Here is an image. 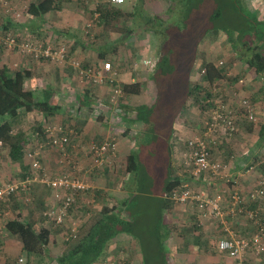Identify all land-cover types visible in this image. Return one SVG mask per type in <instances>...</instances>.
Returning <instances> with one entry per match:
<instances>
[{"label":"crops","instance_id":"crops-1","mask_svg":"<svg viewBox=\"0 0 264 264\" xmlns=\"http://www.w3.org/2000/svg\"><path fill=\"white\" fill-rule=\"evenodd\" d=\"M16 1L19 2V0ZM84 1L85 4L83 5V9L79 5V7H75L72 10V13L74 14L73 17L75 18H73V22L70 20L67 26L65 25V28L69 31V33L68 31H65L62 32L63 35H61V33H58V30H56V23L58 21L57 13L59 11L49 13L41 18L27 13L28 16L26 19L20 18L19 20L8 15L5 21L6 23L2 25V27H0V31L2 33V30H4L5 33L10 32L12 34L20 35L31 32L41 39L47 40L52 37L53 39H55L54 41L57 42H61L60 38H62V36H66L67 38H70L69 46L72 50L73 57H77L81 61L83 60L85 64L89 63L90 65H92L97 62H102L103 60L111 61L113 63V61H115V57L120 58L118 61L122 60L123 57H120L121 54H116L118 50H112L115 47L117 49H128V51L125 52V54L127 55V52L130 51V43H110L115 47L109 50H107V48L113 47H110L109 43H88V41H85L86 38L83 39V43H79L81 41V36L79 35V33L84 32L83 30L89 26V22H91L89 19L92 20L91 17L93 16V13L95 12V14H98L99 9L102 7V4H106V8H111L112 6L109 0ZM247 1V8L251 9L252 12L257 15L258 20L264 21V0ZM138 2L139 0L136 3H133L134 7ZM62 9L64 10L65 7H63ZM81 17H85V22L82 21ZM86 17H88V19ZM122 21H124V19ZM46 24H48L49 27H47ZM136 24L140 25L139 20L136 22ZM136 24L134 22V25ZM93 26L91 28H93ZM108 28L111 29V27ZM104 29H107V27ZM132 35L129 37L124 36L125 40L128 41V39L133 38ZM163 44L164 43L160 45H162V47H165L166 45ZM133 45L137 48V50H135V53H137V51L141 49V45L145 46V48L142 52H139L136 58L132 57L130 62L136 61V59H139V57L143 58L141 59L142 61L144 59L154 61L148 56V48H150L151 45L156 46L157 43H149V45H145V43H133ZM15 50L18 49H13L12 47L8 46L7 49L2 51L1 55H4L2 59L5 58V61H0V67L3 65H8L13 70L14 65H20V67L29 70L31 72V76L27 79L26 85L28 86V88L34 90L37 95L42 96L43 101H48V103L58 106V112L56 113V115H54L53 118H57V120L59 118L61 120L60 123L65 127V130L73 128L76 132L72 138V155H74L72 157V162L68 167H60L56 154L57 152L51 153L46 150L45 152H42L44 150L39 148V146L36 149L41 155V162L44 166L46 174L49 177H55L61 174L63 171H66L76 174L81 179L86 181L89 185V188L86 192L80 193V204L77 203L76 206H74L73 211L70 213V215H68L65 221V225L68 228L70 226L76 228L80 226L83 227V225H86L85 227L90 226V224L93 223L95 216L100 213L104 205L110 203L117 204L118 206H120L122 201H124L126 197L130 195V192L128 190H123L121 188V180L119 181V178H125L126 180L128 179L127 173H130V171L125 169L124 175L122 174L123 176L119 177L118 172L116 175L118 176V197L110 198V188H107L108 183L105 179L109 173V175H111V173L115 170L113 167H102L104 168V170H100L94 165L91 159V153L89 151L90 145H88V143L90 141L98 143L106 138H113V140L117 142L119 150L118 155L116 157L118 164H116L115 166L117 167L123 163H126L127 167L129 157L131 155L137 157L139 153L142 152L141 148L143 146L140 145L141 141L146 142L150 139H152L153 141L161 140L167 150L165 169L163 173L165 184L171 175L179 176L182 179L188 177L186 170L183 166H181L183 161H185V148L183 149V151H180V148L182 149L180 144L182 137L186 136L188 138L192 135H195L188 132V115L184 114L182 117L175 119V121L171 124L169 130L162 132L157 129L158 127L156 124L152 123L154 122V119L155 122L158 121V115L154 116V118L150 117L148 119L144 115V111L146 110L144 109L145 107L152 108L150 107L151 105H149L150 102L147 104H144V102H139L133 103L131 105V101L137 100V97H139V99H144L145 97L143 96V93L139 96L134 95L132 97L127 98L125 102H123V104L121 103L120 105H113L111 102H109V98L111 95L110 87L106 86V88H96L92 86L87 81H85V79H82L78 75V73L70 65V63H53L47 59L37 60L31 55L23 54L21 51L17 52ZM101 55H104L105 59H102ZM133 64L135 65L136 62H134ZM133 64L130 63V65ZM118 69L119 82H135L137 80L135 76H132L130 74L128 75V73H126L125 71L122 72V68L120 69L118 67ZM132 70L134 71L135 68ZM194 71L195 69H193V72ZM195 75L196 74H194L193 77ZM256 76L257 74L252 69L249 72V78L254 80ZM67 80H74V83L75 81H80V86H78L77 83L78 88L74 89L73 95H71L70 93L67 96L65 93L66 90L64 89V87L65 85H68L65 83ZM242 94L240 95V100L246 98L245 95ZM254 95L256 98L259 96L258 93H254ZM67 99H71L69 100L70 103H66ZM223 100L225 101V98H223ZM240 100H238V104H240ZM226 104L227 108L229 107L234 112L240 115L239 119H243V112L240 109L236 111L237 107L234 106V101L232 103V100L230 99L226 102ZM73 109H75V112H78L77 116H75L74 113V115L71 114ZM38 111L39 110H34L28 113L20 114L19 120L15 124L16 129H21L22 132L26 133L25 140L30 143L34 141L40 142L41 139H39V134H42L40 130H42V132L44 130V124L46 121L42 118L43 116H40V113ZM67 116H71L72 119L68 121ZM26 122L27 126L25 125ZM249 123L252 122L249 121ZM38 125L41 126V129ZM263 127L264 123L262 122L259 131L257 132L255 129H253V133L261 134V130L263 129ZM197 131L198 132H196V134H200L201 130ZM243 135L244 133L240 134V128L238 127V131L236 132V134H234V136L223 139L219 144L213 147L212 155L214 159H218L220 155L224 152L226 154V151L231 152L225 155V157H223L224 160H222L224 163L228 164L229 169L226 172L222 171L221 174L226 173L227 176L220 178L208 172L205 173V178H203V180H194L192 182V186L195 187L196 184L199 185L196 190L200 192L199 189H204L203 187L211 189L215 184L216 179H227L228 184L224 185H227L229 187V190L237 189L243 196L245 203L249 208H260L261 213L259 221H256V223L259 224L262 218L261 214L262 210L264 209V204L260 205L259 202L251 200L250 193L253 189H256V187L258 186V181L263 179L264 177H257L256 179L253 178V180L250 181V178L252 177L249 173H252V171L249 169L252 166L241 158L248 160L251 157H258L260 155L258 148L259 146L264 145V140L262 139L261 142L256 140L251 142V145L246 148H239L238 146L240 145L239 143L241 142ZM244 139L246 141V137ZM254 142L255 144L253 147ZM233 147H235V150L231 149ZM142 156H144V152ZM8 159L9 162L6 163L0 160V186L12 181H20V178L28 174L27 172L30 167V161L28 159L25 158L23 163L19 161H13L9 156ZM239 161H241V163H239ZM143 169H145V165H143ZM7 175H11V178L7 177ZM237 179H241L242 182L245 179H248L247 182L249 184L243 187L241 190L240 185L239 188L237 186L234 187V183H237ZM189 181L191 180H187L185 184H188L190 186L191 183ZM131 185H133V183ZM230 186L233 188H230ZM220 189L216 190L214 194H211V192L209 191H207V193L211 194V196H214L216 193L219 192ZM30 190L31 195L35 197V203H31L30 205H28L20 196L17 197V202L13 200L14 198L10 197L9 199L5 200L0 204V264H15L20 257L25 256V252L23 251L20 238L17 235L9 233L6 230L5 224L9 220L16 218V216L19 214H21V216L26 219H37V221L40 220V215H42L41 212L44 211L41 210V208L49 207L51 197L54 193V191L48 185L40 182L39 180L31 183ZM161 191L162 194H159V196L164 197V189L162 188ZM98 193L101 194V196H99L101 200L96 202V198H98ZM229 195L230 193H227V196ZM194 202L189 201L183 204L176 202L175 204H173V207L170 210H166L165 216L167 217V224L169 225L168 228L170 227L169 231H171L168 233V237L166 239V246L170 255V261L168 260L169 263L216 264L213 262L215 260V257L217 256L216 258L218 263L233 264L232 259L227 257L225 253L219 251L217 248V243L219 239L229 237L230 235L225 232L224 227L220 223V221H214L213 218L202 215L201 211L198 207L195 206ZM35 214L37 216H34ZM229 216L231 217H228V220L230 221L229 226L234 233H239V231L242 232V230H240L242 227L239 219L252 221L242 215ZM193 223L196 224L197 227L196 233L193 235L189 233L188 236H185L183 234V229ZM36 224L39 227V222H37ZM260 225H262V227L264 228L263 223H261ZM61 234L62 233H58V239L59 237L61 238ZM250 234L252 233L250 232L249 234L246 233V235H242L247 236ZM238 235L241 234L239 233ZM114 239H119L122 242H124L123 240L127 239L126 242H124V246H128V244H130V241L135 242V239H133L132 236L126 234H120ZM190 256L193 257V259H189L188 257ZM105 257H107V260H109L110 257L108 252H106ZM105 257H103V259L96 262L95 264H103V260L105 259ZM197 257L198 261L196 262L197 259L195 260V258ZM246 258L247 262H249L248 264H264V253L261 255H257L256 253L250 250Z\"/></svg>","mask_w":264,"mask_h":264},{"label":"trees","instance_id":"trees-1","mask_svg":"<svg viewBox=\"0 0 264 264\" xmlns=\"http://www.w3.org/2000/svg\"><path fill=\"white\" fill-rule=\"evenodd\" d=\"M146 1L139 0V2L131 11L127 10L128 7H123L124 3L121 5L111 3V8H106V4H102V7L98 12L99 15L95 17L94 12L93 16L91 17L93 25L95 24L92 28V31L95 30L96 27L100 26H103L104 28H117L118 30H121L120 34L124 41V36L129 37L133 34V28H131L130 25L127 26L128 22L132 18L133 22L135 23L139 20L140 25L145 26L143 27V29L146 32H152L156 36L162 35L165 37L164 44L169 48V51L168 53L164 51H162L163 53L160 52L161 54L159 53L158 58L160 59H158L156 66L153 61V63L151 64L152 67L148 74L149 78L156 81V78H158L157 76L159 74H161L163 77H166L173 69L179 71L180 69L184 68L185 71L187 70L186 74H189L186 77V95L183 100V104L179 109L176 110L175 116L171 117L167 122H165L164 120H162V117L158 115V121L152 122L156 124L157 127L162 129L160 131L165 132L169 130L171 124L175 121V119L182 117L184 114L191 115L189 111L190 109H188L190 106V99H194L195 102H197V105H200V102L204 103L202 104L203 110L207 109V107L209 106L206 105L207 100L212 96L211 89L216 82L222 80L223 78H226L227 72L230 69V64H224L223 62L224 65L222 64V66H219L216 64V61L212 59H206L203 54H199V56L203 58L201 71L205 70L202 80L207 82L208 85L204 86L202 82L192 83L194 78L193 73H195V71L193 72L194 64L189 60V62H186L187 51L186 53H178L175 58L173 53L174 49L177 47V45L174 44L177 38V33H180L182 31L172 33L169 26L163 19H161V17H159L158 15L151 16L149 15V13H146V7L144 4ZM229 1L231 3H229ZM63 2V0H38L30 3L27 12L28 14L41 18L49 13L60 11L62 9ZM226 2V7L229 11H236V15L232 12V14L229 13L231 15L229 21L234 22L235 25L233 27L229 25L224 30V33L228 36V39L230 40L232 47L235 50L234 53L240 57L241 62L245 63L247 70L253 69L259 78L264 77V21H260L256 17H254L255 19L249 18L242 5L240 4V0H226ZM189 8H191L190 5ZM121 17H127V19L124 20V22L126 23L124 27H120L119 25ZM144 18H146V20ZM229 21L226 20V22ZM46 26L49 27L48 24H46ZM29 33L35 35L31 32ZM1 34L6 33L3 31V33ZM61 35L63 34L61 33ZM86 35L88 39L91 37L89 32ZM35 36L37 37V35ZM236 40H238V44H235ZM79 43H83V39ZM69 57H73L71 48H69L67 59ZM101 58L105 59V56L101 55ZM119 59L120 58L115 57V61H113V66L117 70L118 74L112 84L117 85L122 89L123 97H121L120 104H123V102H125L127 98L134 95L139 96L140 94H142V92L144 91V85L142 82H140V80H136L135 82H119L118 67L121 62V60L118 61ZM92 65H90L89 63L85 64L83 60L81 62V68H89ZM16 67L13 70L8 65H3L0 67V149L6 148L8 151L7 155L13 161H19L23 163L24 159H27V150H36L38 146L42 150L46 147H49L50 149H54L58 152V161L64 158V163H59L60 167H68L72 162V157L74 155H72V138L75 134L71 136L70 142L65 147V149L61 150L54 147L52 144H50V142H48L45 135V124L43 132L42 130H40L42 134L44 133L43 135L39 134V139H41L40 142H28L27 140H25L26 133L22 132L21 129L18 130L15 128V124L18 122L20 114L28 113L34 110H39L38 112L41 116H43L42 118L46 121L45 123L49 122L61 125V123L55 122V119L53 118L54 115H56V113L58 112V106L52 105L51 103H48V101H43L42 96L37 95L34 90L29 89L26 83L27 79L31 76V72L29 70H26L25 68L20 67V65H16ZM149 67L144 68L148 69ZM257 76L256 78H254V80L258 79ZM110 84L111 83L101 86L109 87ZM166 87L167 86H165V88ZM160 92L162 91L160 90ZM211 105L216 106V104L213 102L211 103ZM144 109H146L144 111L145 117L147 119L150 118L151 108L145 107ZM74 110L75 109L72 110L71 114H75V116H77L78 112H75ZM153 121H155V119ZM250 124L249 126H252ZM38 126L41 129V126ZM261 134L264 136V127L261 130ZM38 159L41 162L40 154H38ZM108 164L109 163H106L104 167L106 168ZM112 164L114 166L115 164H118L116 158L113 160ZM41 165L44 169L42 162ZM29 166L30 167L27 172L28 174L20 178V181H24L27 178L33 176L31 162L29 163ZM181 166L185 167L188 177L182 179L179 176L171 175L166 184H164L163 186L165 196L157 197L152 194H147L146 191L148 190V187L143 184L140 187L141 189L136 192L134 182L136 177L138 176L136 175L137 159L136 156L134 157V155H131L126 167V170H129L131 175L127 171V180L125 178H119V181L121 180V188L123 190H128L130 192V195L126 197L124 201H122L120 206L110 203L104 205L100 213L95 216V219L93 220V223L90 224V226L85 227L86 225H83V227L80 226L76 228V237H73V233L70 229L71 226L68 228L65 225V221L68 215H70V213L73 211L74 206H76L77 203L80 204V193L86 192L87 190L80 191L76 194L74 204L69 209L70 211L66 215L63 223H57L54 217H50L45 214V212L51 208V205L53 203L52 199V201L49 203L48 208H41V210L44 211H40L42 213V215H40V220L37 221V219H26L21 216V214H19L16 216V218L9 220L5 224L6 230L9 233L17 235L20 238L23 251L25 252L27 257V264H95L96 262L103 259V257H105L106 252H108L109 243L120 234L130 235L133 239H135V242H137V244L139 245L142 264L146 260V255H142L140 250L142 242L143 245L147 243L148 247H150V250L155 255V258L157 257V262L170 264L168 261L170 259V255L166 252V250L168 251L166 246V239L168 237V233L171 231H169L170 227L168 228L169 225L167 224V217L165 216L166 210H170L173 207V204L176 203V201L172 199L174 191L186 185L185 183L187 180H191L189 181L190 183H192L194 180H203L201 177L196 178V176L192 174V167L190 165L187 166L182 163ZM97 168L100 169L99 167ZM100 170H104V168H101ZM261 171L262 174H264V163L262 165ZM132 183L133 185H131ZM30 185L31 184H29V188ZM20 196L25 201L26 195L21 192L15 193L14 195L9 196L7 199L12 197L14 198L13 200L17 202V197ZM99 196H101V194L98 193V198H96L97 201L101 200ZM35 201V197L31 195L30 190V201L25 203L30 205L31 203H35ZM194 203L195 206L198 207V203ZM144 214H148L147 216L150 217L146 220V222L143 219ZM228 217H231L229 215L226 216V219L229 223L230 221L228 220ZM37 222H39V227L36 224ZM146 223H149L152 229L147 235V238L144 240V238H142V231H140V233L138 230L139 224L141 225ZM143 228L144 227H142V229ZM196 230V224L193 223L183 229V234L185 236H188L189 233L193 235L196 233ZM58 233H62L61 238L65 242V248L59 251L57 254H54L51 252L52 250L50 249V245H53L54 247L59 246V240L57 238V236H59ZM236 233L239 234L238 232ZM67 236L69 237V240H65V237ZM129 245L130 246H127V248H131V244ZM159 258H162V261H158ZM126 260L128 263H131L133 261V258L131 256H128Z\"/></svg>","mask_w":264,"mask_h":264},{"label":"rangeland","instance_id":"rangeland-1","mask_svg":"<svg viewBox=\"0 0 264 264\" xmlns=\"http://www.w3.org/2000/svg\"><path fill=\"white\" fill-rule=\"evenodd\" d=\"M31 1L35 2L38 0H19V2H17L16 0L15 1L12 0V2L14 3V4L12 3V5L16 9L20 10L21 13H23V16H22L23 19L24 18L26 19L28 16L27 11L29 9V5ZM63 1L64 2H63L62 8L65 7V9L64 10L62 9L61 11H59L57 13L58 17L56 16L58 20L56 23V27H57L56 30H58L57 31L58 33L68 31L66 30L65 27L67 26L68 22H70V20L73 22V18H75L73 17L74 14L72 13L73 12L72 10L75 7H79V5L83 9V5L85 4L84 0H63ZM137 1L138 0H126V2L123 4V7H128L127 10L131 11L134 8L133 3H136ZM240 2H241L240 4L242 5L243 9L245 10L249 18H253V19H255L254 17L257 18V15L254 14L251 9L247 8V4H248L247 0H240ZM226 3H227L226 0H148L145 2L146 13H149V15L151 14V16L157 14L159 17H161V19H163L165 23L169 26L170 31H172V33L182 31L180 33H177V38H176V41L174 42V44L177 45V47L174 49L173 53H174V58H175L178 53L180 52L186 53L187 51L186 62L192 61L194 64L193 68L195 69V72H196L194 73L196 75L194 76L192 83L202 82L204 86L208 85L207 82L202 80L203 73L201 71V66H202L203 58L199 56V54H203V56H205L206 59H212L216 61V64L219 66H222V64L219 63L220 61H223L224 64H227V63L230 64V69L227 72L226 78H223L222 80H219L218 82L215 83V85L211 89L212 96L209 99H212V102L215 104L218 103V104H222L225 106L227 105L226 102L231 99L232 103L234 101V106L237 107L236 111L239 110L240 104H238V100H240L239 98H241L240 95L242 93H243L242 95H245L246 97V98L245 97L243 98L251 101L254 107L255 117L257 119L256 124H254V122L250 124L249 121L246 118H244V116H243V119H239L240 115L238 113H235L237 115L236 117L237 123L239 122L238 127L240 128V134L244 133V135L242 136L241 142L240 143L238 142L240 144L238 147L246 148L250 146L251 145L250 143L253 141L258 140L259 142H261L262 139L264 140V136L262 134L253 133V129H255L258 132L260 129V125L262 124V122L264 123V77L259 78L257 76L258 79H255V80L250 79L249 72L251 70H247L245 63L241 62L240 57L234 53L235 50L233 49L232 44L230 40L228 39V36L224 33V30L229 25H231L232 27L235 25V23L232 21H229V19L231 16L230 14L234 13L236 15V11L234 10L229 11L228 8L226 7ZM229 3L231 2L229 1ZM189 5L191 6V8H189ZM8 15L12 17L10 14H7L2 7H0V27H2V25L6 23L5 21ZM232 17H235V16H232ZM86 18L88 19V17ZM81 19L82 21L85 22V17H81ZM123 19L125 20L127 19V17L120 18V24H119L120 27H124L126 25V23L122 21ZM131 19L130 21L128 20L129 22L127 26L130 25L131 28L134 27L133 28L134 33L132 35L133 38L128 39V41L126 40L123 41L121 34H120L121 30H118L117 28L112 27L110 29L107 27V29H104L102 26L100 27L95 26L96 27L95 30L92 31L91 27L93 26V23H92L93 21L91 19H89L91 21L89 22L90 23L89 26L83 30L84 32L79 33V35L81 36L80 38L81 40L86 38L85 41H88V43H92L93 41V43H109L110 47L113 46L111 48H107V50L113 49L115 47L114 45H111L112 43H126V42L130 43L129 44L130 51L127 52V55L125 54V52L128 51V49H124V48L117 49L115 47L112 51L118 50L116 54L117 55L121 54L120 57L121 58L123 57V59L121 60L119 64V68L120 69L122 68V72L125 71L126 73H128V75L130 74L132 76H135L137 80H140V82H142L144 85V91L142 93L145 98L139 99V97H137L136 98L137 100L131 101V105L133 103H139V102L140 103L144 102V104H147L150 102L149 105H151L150 107H152L151 117L154 118V116L160 115L162 117V120L167 122L171 117L175 116L176 110L179 109L181 105L183 104V100L186 95V90H185L186 77L189 74H186L187 70L185 71L184 68L180 69L179 70L180 72L177 71L176 69H173L171 72H169V74L166 77H163L161 74H159L157 76L158 78H156V81H155L154 79L152 80L151 78L148 77V74L150 72L152 65L150 67L148 66L149 67L148 69H145L144 67L146 66L141 64L142 63L141 59L143 58L139 57V59H136V61H134L136 62L135 65L133 64L134 62H130L132 57L136 58L139 52H142L145 48V46L141 45V49L137 51V53H135V50H137V48L134 47L133 43H145V45H149V43H157L156 46L151 45L150 48H148L149 49L148 56L152 60H154L155 66L157 65L158 59H160L158 58L159 53L162 51L168 53L169 51V48L167 46L162 47V45H160L164 43L165 41L164 36L162 35L156 36L152 32H146L143 29V27H145L144 25H138L136 23H135L136 25H134L133 19L132 20ZM144 19L146 20V18ZM226 20L229 22H226ZM177 27H179L180 29ZM3 31L4 30H2V33ZM88 32L90 33V36H91L89 39L87 38V35H86ZM50 39L53 40L52 37ZM69 39L70 38H67L66 36L65 37L62 36V38H60L61 42L66 44L67 46H69ZM235 42L233 43L235 44L239 43L238 40H236ZM5 49H7V46L0 40V61L1 60L5 61V58L2 59L4 55L3 56L1 55L2 51ZM15 51L20 52L19 49ZM130 63H132L133 65H130ZM15 67L16 66L14 65V69ZM134 68L135 70L133 71L132 69ZM73 81L67 80L65 82L66 84H68L67 86L65 85L64 87V89L66 90L65 93L67 96L70 93L71 95H73L74 89L78 88L77 83H78V86H80V81H75L76 84ZM164 85L167 87L165 88ZM95 87L96 88H100V87L106 88V86H95ZM160 90L162 92H160ZM254 93H258L259 96L256 98ZM223 98H225V101L223 100ZM69 100L71 99H67L66 103H70ZM199 104L200 105H197V102H195L194 99L189 100V105H190L189 111L191 115H188L189 122H188L187 128H188V132L191 134H196V132H198L197 130H201L207 124L209 115H210V110L213 108V105L206 104L209 106L207 107V109L203 110L202 104L204 103L200 102ZM71 119H72L71 116L70 117L67 116L68 121H70ZM56 121H58L57 123L61 122L59 118L58 120L57 118H55V122ZM249 124L252 126H249ZM25 125L27 126V122L25 123ZM157 129L162 130L159 127ZM245 137H246V141L244 139ZM186 139H187L186 136L182 137V140L180 141L182 149L180 148V151H183V149L185 148ZM91 143L92 142L90 141L88 145H90ZM254 144L255 142L253 143V147H254ZM140 145H142L143 147L141 148L142 152H140L139 155L136 157L137 159L136 175L138 176L136 177L135 182H134L135 188H136L135 190L136 192H138V190L141 189L140 187L143 184L148 187V190L146 191L147 194L149 195L152 194L158 197L159 194H162L161 190L165 184L163 173L165 169V161H166V153H167L166 147L161 142V140L153 141L152 139L147 140L146 142L141 141ZM235 147L231 149L235 150ZM226 149H229V148H226ZM43 150L44 151L42 152H45V150L51 153L57 152L56 150L50 149L49 147H46ZM258 151H259L260 157L259 156L256 158L251 157L248 160L241 158L242 160L246 161L249 165L253 167V169L251 170L252 173H249L251 174V177H252L250 178V181H252L253 178L256 179L257 177H264V174H262V171H261L262 165L264 163L263 161L264 145L259 146ZM143 152H144V156H142ZM229 152L226 151V154L224 152L223 154L220 155L218 159H215V160H218V161L224 160L223 157H225V155H227ZM7 153L8 151L6 148L0 149V160H2V162L4 163L9 162ZM56 154L58 157V152ZM112 163L113 161L109 162V164L107 165V168H110V167L112 168L113 166V168L115 167L114 168L115 171L112 172L111 175H109L110 174L109 173L105 179L106 182L108 183L107 188H110V192H111L109 195L110 198L118 197V189H119L118 183H117L118 176L116 175L118 172L119 177L123 176L125 173V169H126V163H123L117 167L114 166ZM239 163H241V161H239ZM143 165H145V169H143ZM185 165L188 166V164H185ZM122 173L123 175H121ZM7 177L11 178V175H7ZM247 180L245 179L242 182L241 179L240 180L237 179V183L236 182L234 183V187L237 186L239 188V185H240L241 190H242L243 187L249 184ZM224 184H228V182L225 179H221V180L216 179L215 184L213 185L211 189H208L207 187L206 188L203 187L204 189H199V190H203L206 194H207V191L211 192V194L212 193L214 194L216 190L220 189ZM190 186L193 190H196L197 187H199V185L197 184L195 187H193L192 183L190 184ZM230 188H233V187L230 186ZM211 194H209L210 197H212ZM52 199L53 197H51V201ZM147 215L148 214L143 215V219L145 222L147 219L150 218ZM34 216H37V215L35 214ZM261 217L262 218L259 224L263 223L264 225V209L262 210ZM215 220L216 219H214V221ZM239 221L241 222V227H242L240 229L242 230V232L239 231L241 235L242 234L246 235V233L249 234L250 232L251 233L255 232L257 226L259 225L258 223H256V221H248L245 219L244 220L239 219ZM142 227L144 228L142 229ZM151 229L152 227H150L149 223L141 224V225L139 224L138 231L139 232L142 231V235H143L142 238H144L145 240L147 238V235L151 231ZM58 240H59L58 247H54L53 245H50V249L52 250L51 252L54 254L58 253L59 251L65 248V244H64L65 242L62 240V238L59 237ZM126 240H123V241L126 242ZM124 242L120 241L119 239H114L112 240V242H110V245L108 246V253H109L110 258L109 260H107L108 256L105 257L104 260L106 262L103 260V264H124V263L127 264L128 262L126 259L128 256H131L133 258V261L128 264H138V263L142 264V262L140 261L141 256H140V251H139V245L137 244V242L130 241L131 248H127V246H124ZM128 246L130 245L128 244ZM140 250H141L142 255H146L145 256L146 260L144 261L143 264H164L163 262L156 261L157 257L155 258V255L152 253L147 243L143 245V242H142ZM166 252L167 254H169L167 250ZM216 257L213 263L220 264L217 262ZM23 258L25 259V264H27L26 254L25 256H23ZM188 258L193 259V257L191 256ZM195 260L197 262L198 257L195 258ZM158 261H162V258H159Z\"/></svg>","mask_w":264,"mask_h":264},{"label":"built area","instance_id":"built-area-1","mask_svg":"<svg viewBox=\"0 0 264 264\" xmlns=\"http://www.w3.org/2000/svg\"><path fill=\"white\" fill-rule=\"evenodd\" d=\"M126 0H109L110 3L121 5ZM0 7L7 14L15 19H20L23 15L20 10L16 9L10 0H0ZM99 14H95L97 17ZM19 38V39H18ZM0 40L7 46L19 49L23 54L31 55L37 60L47 59L53 63L67 61L73 68L78 71V75L85 79L89 84L101 86L110 84L111 95L109 102L113 105H120L121 97H123L122 89L112 84L117 77V70L111 61H102L94 63L89 68H81V60L75 57L67 59L69 48L64 43L56 42L50 38L43 40L30 33L12 34L0 33ZM223 64V61L219 62ZM148 67L152 64L149 59H144L142 63ZM16 66V65H15ZM205 70H202L204 73ZM212 99L207 100V104H211ZM239 109L243 112V116L254 124L257 119L254 113V107L250 100L241 99ZM232 109L222 104H216L210 110L207 124L201 129L200 134L192 135L186 139L185 143V161L192 167V174L196 178H205V173H212L216 177H226L228 164L213 158L212 150L223 139L230 138L238 131L237 115ZM75 134L73 128L65 130L62 125L56 123H45V135L54 147L64 150L69 144L71 136ZM91 159L96 167H104L106 163L113 161L118 155V145L113 138H106L101 142H92L89 146ZM39 152L37 150H27V159L31 162L33 176L24 181H12L0 186V204L9 196L15 193H24L26 195L25 202L30 201L29 184L39 180L40 182L50 186L53 193V203L51 208L45 212L46 215L54 217L57 223H63L66 215L70 211L75 201L76 194L89 188L86 181L76 174L63 171L55 177H49L42 168L38 159ZM65 155V153H64ZM64 163L62 158L59 163ZM60 163V164H61ZM100 168V169H101ZM251 167L249 170H252ZM225 171V174H221ZM227 181V179H225ZM232 192H231V191ZM227 185H223L218 193L210 197L209 193L203 190L196 192L188 184L174 191L172 199L177 203L183 204L191 201L198 203V208L202 215L220 221L224 230L230 235L229 237L219 239L217 248L225 253L227 257L232 259L233 264H248L247 254L251 250L257 255L264 253V228L258 225L257 230L247 236L234 233L226 219L227 215H242L247 219L259 221L260 208H249L243 196L237 189H230ZM227 193H230L227 196ZM250 199L264 204V178L258 181V186L250 193ZM61 203V204H60ZM1 218V213H0ZM73 237H76V227L71 226ZM69 240V237H65ZM15 264H25V259L20 257Z\"/></svg>","mask_w":264,"mask_h":264}]
</instances>
